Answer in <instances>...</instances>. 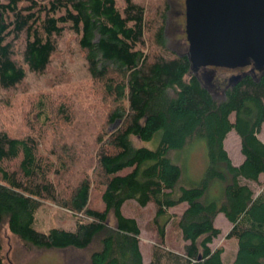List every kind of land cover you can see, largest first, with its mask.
Instances as JSON below:
<instances>
[{"label": "trees", "instance_id": "16d2710c", "mask_svg": "<svg viewBox=\"0 0 264 264\" xmlns=\"http://www.w3.org/2000/svg\"><path fill=\"white\" fill-rule=\"evenodd\" d=\"M169 10V0H0V103L10 105V91L28 95L27 83L37 85L56 62L64 69L71 55L108 94L115 123L97 139L89 173L45 144L44 92L32 104L37 126L11 133L0 115V264L4 227L26 247L84 249L97 241L91 264H144L140 226L122 213L131 200L154 206L156 242L146 264H222L223 248L211 247L219 213L231 225L226 237L237 241L231 264H264V71L223 86L201 69L193 73L187 50L167 43ZM58 110L68 121L63 103ZM14 114L22 120V107ZM230 131L239 138V164L224 145ZM131 136L158 143L135 146ZM197 140L207 165L199 181L183 184V166L170 152ZM93 190L102 208L91 205ZM45 201L77 215L75 228L36 230ZM180 203L182 213L169 214ZM168 223L185 241L181 251L166 249Z\"/></svg>", "mask_w": 264, "mask_h": 264}, {"label": "rangeland", "instance_id": "374dc122", "mask_svg": "<svg viewBox=\"0 0 264 264\" xmlns=\"http://www.w3.org/2000/svg\"><path fill=\"white\" fill-rule=\"evenodd\" d=\"M169 5L170 10L166 30L167 43L178 51H186L188 44L184 28V0H169ZM70 45L73 46V42ZM60 49L62 51L57 54L56 61L58 57H62L64 54L63 44ZM71 59V55L70 57L65 56V60L68 61L65 63L66 67L64 69L59 62H56V65L51 69V73L41 76L37 85L35 82L36 78L27 83L24 87L28 90V95L22 96L23 93L20 94L22 89L16 92H8L5 96V101H7L8 97L13 96L14 98L7 108L4 103H0L2 106L0 115L5 120V127L11 133L16 134L18 131L25 130L30 126H37L36 113L32 104L39 97V93L44 92L50 113V121L44 135L45 144L56 155L69 157L74 165L77 167L81 166L82 169L91 173L95 163L97 139L103 132L111 130L115 123L109 121L111 102L108 94L101 86L88 79L79 62L73 63ZM61 103L69 111L68 121L62 117L61 112L58 110V106ZM127 104H130V100H127ZM15 106L22 107V120H20V116H15ZM259 137L264 142V123ZM131 140L135 146H146L149 148H155L158 143L157 138L144 141L131 136ZM43 144L41 142V147ZM224 145L234 164L242 160L239 138L234 131H230L227 134ZM170 156L183 166L181 178L183 184H192L199 181L207 165L203 140H197L182 151H171ZM252 185L257 191L258 186L256 184ZM210 191L216 194L218 186L214 183ZM91 205L97 208L104 206L99 198V192L96 190L92 191ZM185 207L186 203H180L171 207L169 214L179 216ZM122 213L126 216L134 217L140 226L139 246L143 262L146 264L150 260L151 252L156 242V231L152 222L154 206L151 203L146 206H140L131 200L124 203ZM77 217L73 212L53 202L45 201L35 214L33 227L41 232H47L52 227L73 230ZM110 221L113 222V218ZM215 225L220 228L221 234L213 240L211 247H222V264H231L237 248L236 239L226 237L231 225L222 213L216 216ZM165 228L166 249L181 251L185 241L179 230L171 223H168ZM1 243L2 264H91V253L99 248L97 241L84 249H39L37 247H26L18 238L11 234L7 227H4L1 231Z\"/></svg>", "mask_w": 264, "mask_h": 264}, {"label": "water", "instance_id": "95a60500", "mask_svg": "<svg viewBox=\"0 0 264 264\" xmlns=\"http://www.w3.org/2000/svg\"><path fill=\"white\" fill-rule=\"evenodd\" d=\"M184 6L193 73L207 66L264 71V0H184Z\"/></svg>", "mask_w": 264, "mask_h": 264}, {"label": "flooded vegetation", "instance_id": "af4514ba", "mask_svg": "<svg viewBox=\"0 0 264 264\" xmlns=\"http://www.w3.org/2000/svg\"><path fill=\"white\" fill-rule=\"evenodd\" d=\"M185 11V9H184ZM202 73H210L212 77L217 81L219 86H223L224 84H233L239 80L234 79L235 75H243L246 72H250L253 75L256 74L257 71L251 70V65L244 67H235V68H225V67H213L207 66L200 68Z\"/></svg>", "mask_w": 264, "mask_h": 264}, {"label": "crops", "instance_id": "0c3cea01", "mask_svg": "<svg viewBox=\"0 0 264 264\" xmlns=\"http://www.w3.org/2000/svg\"><path fill=\"white\" fill-rule=\"evenodd\" d=\"M242 159H243V158H242ZM241 161H242V160H241ZM241 161H240V162H241ZM240 162H238V163H236V164H239Z\"/></svg>", "mask_w": 264, "mask_h": 264}]
</instances>
